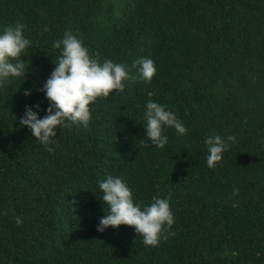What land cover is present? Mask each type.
<instances>
[{"label":"trees","instance_id":"1","mask_svg":"<svg viewBox=\"0 0 264 264\" xmlns=\"http://www.w3.org/2000/svg\"><path fill=\"white\" fill-rule=\"evenodd\" d=\"M15 22L33 43L25 79L0 86V264H264V0H0V26ZM65 30L133 75L140 56L157 72L98 97L87 128L57 127L49 152L18 118L35 103L45 114L39 88ZM149 91L188 129L167 128L163 148L144 134ZM215 133L233 140L210 168ZM107 175L136 201L170 194L156 246L132 226L97 231Z\"/></svg>","mask_w":264,"mask_h":264},{"label":"clouds","instance_id":"2","mask_svg":"<svg viewBox=\"0 0 264 264\" xmlns=\"http://www.w3.org/2000/svg\"><path fill=\"white\" fill-rule=\"evenodd\" d=\"M26 25L21 22L0 26V86L11 83L13 79H25L30 71L25 53L32 46L31 39L25 35ZM51 47L59 50L53 60L54 67L45 79L39 91L48 100L47 107L40 116V104L25 105L19 125L27 126L31 136L47 151L52 152L56 143V129L73 125L87 128L91 120L90 104L98 97H107L110 93H124L129 81L137 79L150 82L157 72L154 60L149 56H140L134 63L138 65L137 75L129 72L123 62L90 54L80 35L72 30H65L62 36L52 41ZM28 61V60H27ZM20 82V83H21ZM115 90V91H113ZM25 96L31 94L24 89ZM152 91L147 93L143 105V120L146 141L156 148H163L168 143L167 128H172L179 135L188 132L185 123L175 112L164 104L151 99ZM232 136L222 137L219 133L209 134L204 139L207 147L206 164L215 168L223 153L229 148ZM102 192L99 198L107 205V211L99 218L97 231L121 224L132 226L144 244L156 246L167 228L174 224L173 211L169 206L170 194L161 197L154 195L149 202L136 201L133 189L119 176L107 175L97 181ZM237 190L234 189V194ZM15 222L22 223L20 216Z\"/></svg>","mask_w":264,"mask_h":264}]
</instances>
